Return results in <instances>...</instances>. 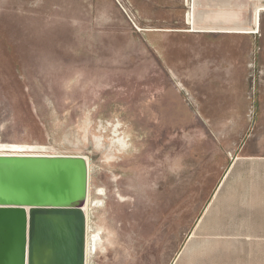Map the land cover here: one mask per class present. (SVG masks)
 I'll use <instances>...</instances> for the list:
<instances>
[{
  "label": "rangeland",
  "instance_id": "obj_1",
  "mask_svg": "<svg viewBox=\"0 0 264 264\" xmlns=\"http://www.w3.org/2000/svg\"><path fill=\"white\" fill-rule=\"evenodd\" d=\"M260 6L0 0V143L89 160L86 264H171L205 215L245 131L212 127V61L234 46L262 109L264 11L256 34L185 30L252 31Z\"/></svg>",
  "mask_w": 264,
  "mask_h": 264
},
{
  "label": "crops",
  "instance_id": "obj_2",
  "mask_svg": "<svg viewBox=\"0 0 264 264\" xmlns=\"http://www.w3.org/2000/svg\"><path fill=\"white\" fill-rule=\"evenodd\" d=\"M191 19L194 30L225 31L197 29L196 16ZM234 48L212 61L211 121L213 128L245 131L229 139L227 167L205 215L196 219L171 264H264V107L260 118L252 111L246 76L236 71L245 60L233 55Z\"/></svg>",
  "mask_w": 264,
  "mask_h": 264
},
{
  "label": "water",
  "instance_id": "obj_3",
  "mask_svg": "<svg viewBox=\"0 0 264 264\" xmlns=\"http://www.w3.org/2000/svg\"><path fill=\"white\" fill-rule=\"evenodd\" d=\"M87 160L0 155V264H86Z\"/></svg>",
  "mask_w": 264,
  "mask_h": 264
},
{
  "label": "bare ground",
  "instance_id": "obj_4",
  "mask_svg": "<svg viewBox=\"0 0 264 264\" xmlns=\"http://www.w3.org/2000/svg\"><path fill=\"white\" fill-rule=\"evenodd\" d=\"M264 11V6H260L256 10V29L252 31H246V32H237V31H222L226 33H241V34H256L260 32L261 29V16ZM242 29V28H241ZM247 28H243V30H246ZM184 31V30H183ZM188 32H205V31H198L194 29L185 30ZM184 31V32H185ZM217 32V31H216ZM156 97V95H155ZM151 102V101H150ZM41 146L35 145V144H19V143H0V155H46V156H59L61 154H52V153H43L41 150ZM83 157V156H82ZM87 160L88 163V169H89V160L84 157ZM89 200H90V191L88 193L87 202L84 206V211L87 216V242H86V262H87V254L89 251L90 246V240L89 238V216H88V206H89Z\"/></svg>",
  "mask_w": 264,
  "mask_h": 264
}]
</instances>
